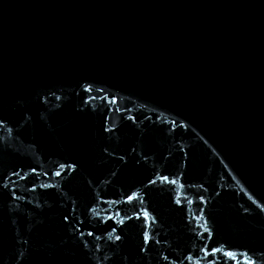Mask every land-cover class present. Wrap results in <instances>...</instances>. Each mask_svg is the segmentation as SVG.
Here are the masks:
<instances>
[{
    "label": "water",
    "instance_id": "obj_1",
    "mask_svg": "<svg viewBox=\"0 0 264 264\" xmlns=\"http://www.w3.org/2000/svg\"><path fill=\"white\" fill-rule=\"evenodd\" d=\"M0 264H264V0H0Z\"/></svg>",
    "mask_w": 264,
    "mask_h": 264
}]
</instances>
